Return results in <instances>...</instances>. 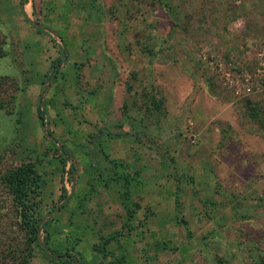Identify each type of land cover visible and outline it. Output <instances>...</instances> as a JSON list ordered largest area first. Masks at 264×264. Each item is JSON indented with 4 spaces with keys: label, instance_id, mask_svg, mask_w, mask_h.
I'll return each mask as SVG.
<instances>
[{
    "label": "rangeland",
    "instance_id": "374dc122",
    "mask_svg": "<svg viewBox=\"0 0 264 264\" xmlns=\"http://www.w3.org/2000/svg\"><path fill=\"white\" fill-rule=\"evenodd\" d=\"M26 164L29 264H264V0H0V178Z\"/></svg>",
    "mask_w": 264,
    "mask_h": 264
},
{
    "label": "trees",
    "instance_id": "16d2710c",
    "mask_svg": "<svg viewBox=\"0 0 264 264\" xmlns=\"http://www.w3.org/2000/svg\"><path fill=\"white\" fill-rule=\"evenodd\" d=\"M56 68V66H54ZM159 109V106H155ZM40 121H43V116L40 114ZM65 167V162H64ZM173 174L177 182L180 178L177 177V169L172 164ZM73 171V168H72ZM1 192L11 202V211L15 213L12 219L15 221V227L19 230H24L26 238L25 250L20 256V245L16 238L17 232L13 229L10 223L0 222V264H29L34 255V247L40 246L39 233L48 232L45 225H42L40 218V208L36 202L40 194L41 180L33 165L26 164L13 168L6 172L0 178ZM132 216L130 215V218ZM27 252V253H26ZM58 258L54 264L65 262V253H57Z\"/></svg>",
    "mask_w": 264,
    "mask_h": 264
}]
</instances>
